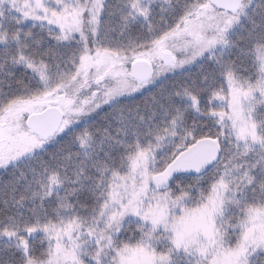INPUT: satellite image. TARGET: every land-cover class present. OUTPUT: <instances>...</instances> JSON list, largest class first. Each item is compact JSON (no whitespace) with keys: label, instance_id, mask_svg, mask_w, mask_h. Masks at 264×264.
Instances as JSON below:
<instances>
[{"label":"snow or ice","instance_id":"snow-or-ice-1","mask_svg":"<svg viewBox=\"0 0 264 264\" xmlns=\"http://www.w3.org/2000/svg\"><path fill=\"white\" fill-rule=\"evenodd\" d=\"M0 264H264V0H0Z\"/></svg>","mask_w":264,"mask_h":264}]
</instances>
